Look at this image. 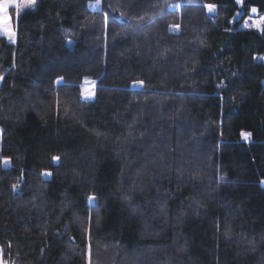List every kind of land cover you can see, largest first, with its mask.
<instances>
[{"label":"trees","instance_id":"1","mask_svg":"<svg viewBox=\"0 0 264 264\" xmlns=\"http://www.w3.org/2000/svg\"><path fill=\"white\" fill-rule=\"evenodd\" d=\"M92 2L0 36L3 259L86 264L91 216L93 264H264V0Z\"/></svg>","mask_w":264,"mask_h":264},{"label":"snow or ice","instance_id":"2","mask_svg":"<svg viewBox=\"0 0 264 264\" xmlns=\"http://www.w3.org/2000/svg\"><path fill=\"white\" fill-rule=\"evenodd\" d=\"M235 2L237 4H241L242 0H235ZM37 4V0H27V3H18L17 0H0V34H2L4 37H6L8 39V41L12 44H16L17 40H18V27L14 28L13 27V22H12V16H11V9H15V14L16 17L19 18L22 10L23 9H34L35 6ZM99 5V0H97V6ZM91 6V5H90ZM177 7H179V5H177ZM205 8H207V10L209 12H213L216 8V5L214 4H207L205 5ZM251 12L252 13H256L257 9L255 7L251 8ZM59 15V13H58ZM171 27V26H170ZM177 29L180 27L179 25L174 26ZM245 28L248 27H252L255 28L257 31H260L262 35H264V16H261L258 20H255L251 23V25H249L248 22H245L244 25ZM204 42L201 41V45H203ZM137 55H139V53H137ZM255 59V57H254ZM259 59L264 60V57H259ZM13 64L15 66V57L13 54ZM3 77H0V80H2ZM63 77H58L57 80L55 81L56 84H60L61 81H63ZM141 86H143V81H139L138 82ZM87 99H92L94 98L92 94H89L87 97H85ZM65 113L68 112V108L65 107L64 109ZM57 114L59 115V101H57ZM3 132V129H0V133ZM241 135V139L244 140L245 142L249 141V139L251 138V133L250 132H246V131H242L240 133ZM61 157L59 156H53L52 157V161L53 162H57L60 161ZM3 163L5 165H7L9 163L8 159H5L3 161ZM52 172L51 171H42L41 175L43 177H50L52 176ZM77 175H79V173H76ZM220 179H223V177H220ZM262 184H264V181H261ZM19 187V184H13L12 185V190L15 192L16 189ZM88 204L90 206H95V202L97 197L95 195H89L88 196ZM66 207L69 206V204L65 205ZM78 219V218H77ZM100 216L97 215L95 218V223L99 224L100 223ZM92 217L89 216V221H88V228H87V237H88V245H87V251H86V264H93V258H92V243H91V235H92ZM47 233H45L46 235ZM225 237H229L230 236V229L228 231L224 232ZM251 246H252V250L255 251V241L250 242ZM9 248H11V244L8 245ZM43 251V249H42ZM3 253V249H0V264H7V261H5L3 259L2 256Z\"/></svg>","mask_w":264,"mask_h":264},{"label":"rangeland","instance_id":"3","mask_svg":"<svg viewBox=\"0 0 264 264\" xmlns=\"http://www.w3.org/2000/svg\"><path fill=\"white\" fill-rule=\"evenodd\" d=\"M243 1H244V0H242V2H243ZM17 2L23 4V3H27V0H17ZM90 5H91L90 8H92V9H97V3H96V2H92ZM238 5L241 6L242 3H241V4H238ZM175 7H177V6L175 5L174 8H175ZM24 10H26V9H23L22 12H23ZM10 11H11V16H12L13 27L15 28V21H16V19H17L16 14H15V9L13 8V9H11ZM240 16H241L240 13H238V14L236 15L237 18H239ZM261 16H264V12H263V13H259V12L257 11L256 13H252V12L250 11V14H249L248 16H246V17L244 18V20L242 21V23H241V25H240V28H245V27H244L245 22H248L249 25H251V23H252L253 21L258 20ZM248 28L255 29V28H252V27H248ZM255 30H256V29H255ZM259 32H260V31H259ZM0 36L4 37L2 34H0ZM5 38H6V37H5ZM6 39H7V38H6ZM68 44H69V46H72V45H73L72 42H69ZM263 57H264V56H263ZM262 61L264 62V60H262ZM136 86H139V84H136ZM93 90H94V82H92L90 79H89V80H85V81L83 82V86H82V94H83L82 96H83V98L87 97L89 94H92V93H93Z\"/></svg>","mask_w":264,"mask_h":264},{"label":"built area","instance_id":"4","mask_svg":"<svg viewBox=\"0 0 264 264\" xmlns=\"http://www.w3.org/2000/svg\"><path fill=\"white\" fill-rule=\"evenodd\" d=\"M4 253H2V256H3ZM7 264H10V263H7Z\"/></svg>","mask_w":264,"mask_h":264}]
</instances>
